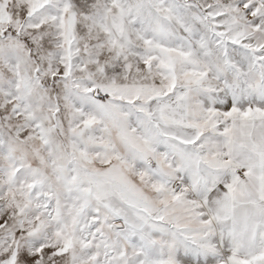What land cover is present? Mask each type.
Segmentation results:
<instances>
[{"label": "snow or ice", "instance_id": "1", "mask_svg": "<svg viewBox=\"0 0 264 264\" xmlns=\"http://www.w3.org/2000/svg\"><path fill=\"white\" fill-rule=\"evenodd\" d=\"M0 264H264V0H0Z\"/></svg>", "mask_w": 264, "mask_h": 264}]
</instances>
